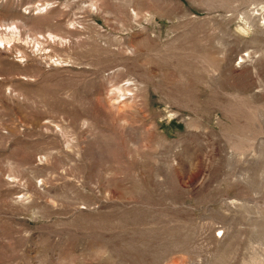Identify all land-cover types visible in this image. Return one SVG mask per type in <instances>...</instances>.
I'll return each mask as SVG.
<instances>
[{"label":"rangeland","instance_id":"rangeland-1","mask_svg":"<svg viewBox=\"0 0 264 264\" xmlns=\"http://www.w3.org/2000/svg\"><path fill=\"white\" fill-rule=\"evenodd\" d=\"M0 39V264H264V0H0Z\"/></svg>","mask_w":264,"mask_h":264},{"label":"bare ground","instance_id":"bare-ground-1","mask_svg":"<svg viewBox=\"0 0 264 264\" xmlns=\"http://www.w3.org/2000/svg\"><path fill=\"white\" fill-rule=\"evenodd\" d=\"M4 29H7V30H12L13 28H11L10 26H7V27H5ZM2 40L0 39V42H1Z\"/></svg>","mask_w":264,"mask_h":264}]
</instances>
